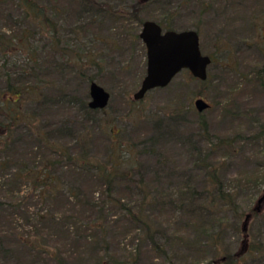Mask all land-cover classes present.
I'll return each instance as SVG.
<instances>
[{
    "label": "rangeland",
    "instance_id": "1",
    "mask_svg": "<svg viewBox=\"0 0 264 264\" xmlns=\"http://www.w3.org/2000/svg\"><path fill=\"white\" fill-rule=\"evenodd\" d=\"M37 1L46 8L50 21H55L57 39L50 37L48 23L23 20L15 5L0 4V31L3 36H18L17 45L0 50V85L6 72L16 75L23 69L27 74L17 77L19 81L40 85L46 95L61 92L57 103L36 107L33 99L26 101L24 109L34 111L37 123H46L45 128H78L85 135L88 154L97 159L108 154L107 131L134 144L140 167L131 179H115L111 195L147 219L155 228V243L164 252L148 242L144 227L128 217L125 209L108 202L105 190L91 193L94 185L85 172L72 171L63 161L55 166L65 188L63 196L67 197V187L78 186L82 189L79 204L73 206L74 200L61 196L55 197L63 200L55 205L26 199L32 211L50 209L53 215L67 217L54 220L53 225L43 223L49 226L39 232L47 239L45 245L57 251L64 264H220L222 254L248 248L252 249L240 256L238 264H264V0L146 3L139 12L142 20L166 23L174 30L195 29L200 51L211 62L204 80L181 69L168 84L152 88L130 103L127 100L144 74L141 41L125 35L104 15L90 21L87 14L75 11L73 1ZM101 1L127 7L134 0ZM22 28H30L26 40H21ZM57 62L69 64L57 67ZM88 77L108 91L109 98L104 108L83 114L66 100L70 96L89 99ZM198 97L207 103L201 111L193 105ZM199 112L206 120L208 138L199 135ZM175 113L180 115L175 131L151 144L153 121L167 122ZM188 133L193 135V148L179 141ZM52 139L78 152L79 147L67 135ZM198 156L215 169L236 202V211L217 209L216 221L211 220L213 211L200 216L184 210L190 190L203 186L205 175L196 164ZM139 179L153 199L170 197L171 203L141 204L136 186ZM251 208L256 209L255 215L249 213ZM23 217L17 218L23 225L19 231H40L25 226L33 220L26 223ZM88 224L93 227L85 228ZM17 252V263L10 258L3 264H57L44 254L30 261L19 248Z\"/></svg>",
    "mask_w": 264,
    "mask_h": 264
},
{
    "label": "trees",
    "instance_id": "2",
    "mask_svg": "<svg viewBox=\"0 0 264 264\" xmlns=\"http://www.w3.org/2000/svg\"><path fill=\"white\" fill-rule=\"evenodd\" d=\"M70 1L75 3V11L87 14L90 21L104 15L122 28L125 35H129L133 40L140 41L136 26L141 25L142 21L146 19L142 20L139 17V12L146 3L152 0H134L127 7H114L101 0ZM8 3H12V5H15V7L19 9L23 20H31L38 25L48 23L47 31L50 37L52 39H57L55 21H50L46 13V8L39 1L0 0L1 5ZM157 23L161 27L163 26V29H171L167 27L166 23ZM19 34L21 40H26L29 38L30 28H22ZM3 35L4 33L0 31V50L10 47V45L18 44V36ZM66 63L57 62L55 65L57 67L60 65L68 66ZM15 74L16 75H11L6 72L2 75L3 84L0 85V264H3L4 260L7 261L10 258H14L17 263L19 259L17 248L23 251V255L28 257L30 261H34L39 258L40 254H44L48 258H53L57 264H64L63 257L59 256L57 251L54 252L45 245L44 242H46L47 239L39 232L49 227L43 224L44 222H49L53 225L54 220L58 218L67 219V217L53 215L50 209H44L42 212L38 209L32 211L30 209L31 203H26L27 197H33L35 198L33 204L37 202H48L55 205L58 201H63L62 199H55V197L61 196L67 201L71 199L74 200L73 206L79 204V195L82 190L80 187L75 185L67 187V194L65 193L67 197L63 196L65 188L55 168L56 164L62 161L67 164V167L72 171H78L80 173L85 172V176L91 179L94 185V187H91L90 192L98 194V191L101 192L105 190V196L108 202L119 208L125 209L128 217L144 227L145 238L148 242L155 247L156 250L164 252V250L155 243L153 239L155 228L149 225L147 219L136 214L131 207L125 205L119 198L111 195L112 184L115 179H131L132 173L138 171L140 167L135 157V151L133 150L134 144L123 142L115 136H112V133L109 132L108 134L107 131L108 154L106 158L100 160L89 155L88 150H86L85 135H83V132L80 133L78 128L75 129L73 126L51 127L50 129L45 128L47 126L46 123H37L34 111L27 112L24 109L26 101L33 99H35L36 107H44L48 103H57L62 97V93L59 92L57 94L53 93L52 95H46L43 93L40 85L37 86L34 83L19 81L17 77H21L23 74L26 75V71L21 69V71ZM12 76L16 77H13L12 80ZM87 81L89 83L94 80L92 77H88ZM66 101L72 102L78 110L83 111V114L98 110L89 108L87 106L88 100L85 101V99H74L70 96ZM127 101H129V103L134 102L132 98ZM179 116V113L170 115L167 122H162L159 118L155 119L153 121L155 133L150 138L151 144L161 140L164 135H171V133H173L172 131H175L174 128H176L177 124L176 118H179ZM197 116L200 131L199 135L208 138L209 131L207 129L206 120L201 112H199ZM59 135H67L72 138L74 144L79 147L78 152L74 153L69 150L64 143L52 139V137L54 138ZM179 141L186 143L192 148L194 147L192 134L188 133L182 136ZM149 150L150 149L147 151ZM196 160L197 166L201 167L204 171L203 186L199 190L194 189L196 192L189 189L191 195L186 197V199L188 198V204L184 210H188L189 214L197 213L200 216L209 215V213L213 211V214L211 213L212 221L217 220V209L236 211L237 206L234 195L225 189L221 179L217 177L215 169L209 167L207 160H204L203 157L198 156ZM90 170L92 173L88 172ZM136 186L141 195V204L147 202L157 204L171 203L170 200H167L170 197L153 199L148 189L142 184L141 179L137 180ZM26 188L27 191L23 194L22 191ZM189 190H186V193H188ZM94 205L95 204L92 203L93 207ZM80 212L81 210L76 211V213ZM249 213L255 215L256 209H249ZM21 215H24L23 218H25L26 223L29 219L33 220V222L27 223L25 226H34V228L36 226L40 231H30L27 233L19 231V227H23V225L18 222L17 218L21 217ZM69 216H72V213H70ZM221 224H223L222 221ZM84 227L91 228L93 226L88 224L84 225ZM67 229L68 228H66V230ZM210 235H217V233H211ZM249 249L252 248H248L246 252L240 251V253L222 254L221 258L219 257V263L238 264L240 262V256L244 255V253L248 254L250 252Z\"/></svg>",
    "mask_w": 264,
    "mask_h": 264
},
{
    "label": "water",
    "instance_id": "3",
    "mask_svg": "<svg viewBox=\"0 0 264 264\" xmlns=\"http://www.w3.org/2000/svg\"><path fill=\"white\" fill-rule=\"evenodd\" d=\"M138 37L145 49L144 74L137 89L131 94L139 100L150 89L163 87L181 69H186L195 78H206V67L210 57L199 48L198 34L194 29H162L154 20H143ZM87 106L102 109L106 106L109 93L95 81L88 83ZM197 111L207 107L200 97L193 101Z\"/></svg>",
    "mask_w": 264,
    "mask_h": 264
}]
</instances>
